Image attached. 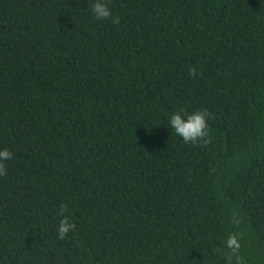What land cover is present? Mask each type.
I'll return each instance as SVG.
<instances>
[{"label": "trees", "instance_id": "1", "mask_svg": "<svg viewBox=\"0 0 264 264\" xmlns=\"http://www.w3.org/2000/svg\"><path fill=\"white\" fill-rule=\"evenodd\" d=\"M90 3L0 0V264H264V0Z\"/></svg>", "mask_w": 264, "mask_h": 264}, {"label": "clouds", "instance_id": "2", "mask_svg": "<svg viewBox=\"0 0 264 264\" xmlns=\"http://www.w3.org/2000/svg\"><path fill=\"white\" fill-rule=\"evenodd\" d=\"M91 16L97 21L108 20L112 24L119 23V17L112 14L109 7V0H91ZM189 76L196 74V69L188 68ZM211 119L206 109L186 110L184 107H178L167 116L168 128L178 136L185 144L207 143L209 135L208 120ZM12 152L6 147H0V176L5 175L7 169L4 162L12 159ZM59 217L54 231L57 239H64L67 235L75 230L74 218L65 204H60L57 208ZM228 246L235 245V240L229 238Z\"/></svg>", "mask_w": 264, "mask_h": 264}]
</instances>
